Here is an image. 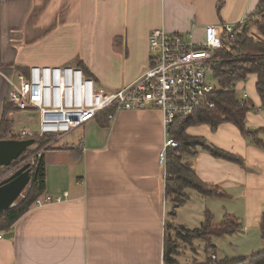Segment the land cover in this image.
Returning <instances> with one entry per match:
<instances>
[{
  "label": "crops",
  "instance_id": "1",
  "mask_svg": "<svg viewBox=\"0 0 264 264\" xmlns=\"http://www.w3.org/2000/svg\"><path fill=\"white\" fill-rule=\"evenodd\" d=\"M259 1L0 0V125L10 106L8 78L22 69L81 64L98 84L117 89L148 68L151 30L191 32L200 42L207 25L222 31V23L244 22ZM244 91L256 108L247 114L248 127L264 128L255 75L239 84V97ZM27 112L36 116L39 126L38 111L10 110L7 117L15 136L7 138H17L22 130L37 132L27 125L30 118L20 116ZM187 133L242 159L239 163L215 157L202 148L185 156L202 181L226 193L204 195L203 212L209 203L223 201L222 216L231 214L261 230L264 146L232 123L216 131L208 125L192 126ZM259 136L264 140V131ZM165 138L162 112L145 109L121 111L110 123L104 117L90 120L55 140L44 152V193L68 196L60 203L30 207L2 230L0 264H161L166 240H175L173 230L185 226L180 209L193 195L202 197L188 190V200L172 216L167 174L159 163Z\"/></svg>",
  "mask_w": 264,
  "mask_h": 264
},
{
  "label": "built area",
  "instance_id": "2",
  "mask_svg": "<svg viewBox=\"0 0 264 264\" xmlns=\"http://www.w3.org/2000/svg\"><path fill=\"white\" fill-rule=\"evenodd\" d=\"M246 22L248 20L238 24L222 23V31L217 25H207L200 42L193 39L191 32L169 31L163 27L151 30L148 68L133 82L113 90L98 84L78 66L33 65L26 72L18 71L14 78H8V102L16 110L38 111L40 124L39 131L22 130L16 135L17 139L35 138L37 143L40 137L54 135L49 144L52 147L55 140L90 120L103 116L110 123L124 110L159 109L166 134L159 163L166 173L168 151L180 146V142L169 136L170 126L179 117L215 106L211 95L220 87L209 82L208 74L213 72L217 51L234 41ZM248 98V92L244 91L242 101H248ZM79 145L82 146V142ZM46 149L36 151L15 169L27 162L35 165ZM64 196L43 193L31 207L60 203L65 200ZM25 197L26 191L22 194V198ZM3 237V231H0V241ZM211 258L217 260L215 254ZM161 264L166 263L162 261Z\"/></svg>",
  "mask_w": 264,
  "mask_h": 264
},
{
  "label": "trees",
  "instance_id": "3",
  "mask_svg": "<svg viewBox=\"0 0 264 264\" xmlns=\"http://www.w3.org/2000/svg\"><path fill=\"white\" fill-rule=\"evenodd\" d=\"M216 58L212 74L220 89L211 95V100L215 106L213 108H201L188 117H179L169 128V136L180 142V146L170 149L167 155L166 195L174 203L171 212L173 217L176 214V208L188 200V190H194L208 196H226L220 186L207 184L198 177L190 162L184 160L186 155H194L198 148H202L215 157L242 163L241 157L209 144L204 137L189 135L187 131L190 127L208 125L213 131H216L221 124L232 123L245 137L250 138L259 146H264V140L259 136L264 128L253 129L247 125V114L256 110L255 105L250 100L243 102L238 94L239 84L248 80L251 75H255L256 91L264 109V0L259 1L256 12L249 16L248 22L240 30L236 39L226 43L224 48L217 51ZM78 67H81L87 75L91 76L83 65L80 64ZM26 70L22 69L25 72ZM13 109L15 108L11 104L5 108L0 125V140L7 138L6 133L11 130L9 125L11 121L7 115ZM54 138V135L38 138L37 147H44ZM30 153L31 150H26L19 159L13 161L8 167L19 165ZM45 189L46 165L43 155L32 166L30 186L25 190L26 197L22 198L21 196L13 207L0 215V231L10 228L22 217L30 209L35 199L45 192ZM204 213L205 219L200 227L190 229L185 226H177L176 237L187 243H192L195 238L211 242L213 236H223L242 228L240 220L231 214H225L221 222L214 223L213 212L206 209ZM167 226L174 227V224L169 223ZM260 228L264 237V212ZM177 241L166 240L164 256L166 264H179L176 258L178 255ZM210 247L208 246L207 250H210ZM241 261H247L245 264H264V248L253 254L250 259L247 257H223L213 260L209 257L200 264H236Z\"/></svg>",
  "mask_w": 264,
  "mask_h": 264
},
{
  "label": "rangeland",
  "instance_id": "4",
  "mask_svg": "<svg viewBox=\"0 0 264 264\" xmlns=\"http://www.w3.org/2000/svg\"><path fill=\"white\" fill-rule=\"evenodd\" d=\"M208 80L210 83H213L215 86L219 87L216 84L212 73L208 74ZM20 116L26 117L27 119L30 118L27 125L30 128L39 131V126H37L35 120H33V118L35 119L36 117L35 115L29 114L27 112L22 113ZM9 125L11 129L12 124L9 123ZM17 127L21 128L23 127V125H17ZM9 135H13L11 130L6 133V136L9 137ZM13 136H15V134ZM50 143L51 142H49L42 148H38L37 144L35 146H32L31 148H29V150H31V153L26 159L32 157L38 150L51 147L49 145ZM17 166L18 165L8 168L3 167L0 171V181L14 173L17 170L15 169ZM196 194L199 197L202 195L197 192ZM195 196L196 195H193L188 204L182 207L179 211V219L184 221L183 225L190 229L200 227L205 219V213L202 210L207 205L205 199H203L204 195H202V197L200 198H196ZM209 204V210L212 211L215 215L214 223L221 222L224 218V216H222L224 215V212L222 211V205L224 206L225 204L223 203V201L215 202L214 206L211 203ZM241 225L242 228L236 232L229 233L223 236H213L211 242L200 238H195L193 239L192 243H187L175 237V240H178L177 257L180 256L178 258L179 264H199V262H205L209 257H211L213 253H217L220 259L223 257H247L250 259L253 254L261 251L264 248L263 232L260 229L246 226V224L242 221ZM173 234L176 235L175 230H173ZM208 246H211L210 250H207Z\"/></svg>",
  "mask_w": 264,
  "mask_h": 264
},
{
  "label": "water",
  "instance_id": "5",
  "mask_svg": "<svg viewBox=\"0 0 264 264\" xmlns=\"http://www.w3.org/2000/svg\"><path fill=\"white\" fill-rule=\"evenodd\" d=\"M36 144L35 138L0 140V170L10 166L13 161ZM32 166L23 164L14 173L0 181V215L16 204L31 181Z\"/></svg>",
  "mask_w": 264,
  "mask_h": 264
}]
</instances>
